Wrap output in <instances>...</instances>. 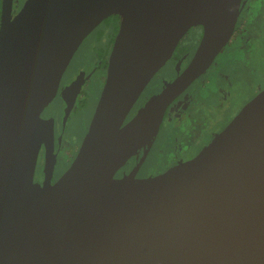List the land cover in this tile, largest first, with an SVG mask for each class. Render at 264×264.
Returning <instances> with one entry per match:
<instances>
[{
	"label": "water",
	"instance_id": "95a60500",
	"mask_svg": "<svg viewBox=\"0 0 264 264\" xmlns=\"http://www.w3.org/2000/svg\"><path fill=\"white\" fill-rule=\"evenodd\" d=\"M240 4L26 0L12 15L13 0H0V264H264V89L193 158L148 178L114 177L143 149L140 166L168 106L228 43ZM111 15L119 27L77 154L54 184L35 183L40 146L53 137L40 113ZM195 26L202 36L187 66L123 124Z\"/></svg>",
	"mask_w": 264,
	"mask_h": 264
},
{
	"label": "flooded vegetation",
	"instance_id": "af4514ba",
	"mask_svg": "<svg viewBox=\"0 0 264 264\" xmlns=\"http://www.w3.org/2000/svg\"><path fill=\"white\" fill-rule=\"evenodd\" d=\"M21 6L14 10L13 3L12 15H15ZM119 21L120 19L117 15L108 16L83 39L60 78L54 98L41 111L40 117L42 119L46 121L51 120L53 122V137L51 145L49 143H47V145L42 143L40 146L33 175V182L43 185L46 181H49V183L54 184L68 169L76 156L105 83L108 56L115 35L118 31ZM255 23L259 25L258 28L253 27ZM262 35H264V0H241L237 23L234 32L229 39V41L232 40L234 43V51L244 53V50H251L252 48H257V46H263L264 41ZM201 36L202 28L200 26L191 27L185 33L176 45L171 57L152 76L151 80L142 89L132 108L127 113L123 124L129 121L135 115L138 108L143 106L152 95L159 93L165 87L166 83L172 81L178 73L187 66L199 44ZM252 44H254V46H252ZM83 47H88V51L84 55L86 58L83 57L81 65H77L74 60L77 54L84 49ZM254 50L255 53L253 56L252 54H247L249 58L246 62H242V64L250 62L249 64L253 67H259L261 62L254 59L257 49ZM208 70L204 73V78L196 87L195 97L204 99L211 95L214 96L215 94L214 98L218 100V104H226L231 97L230 88L222 85L214 90H210L208 88ZM258 72L259 70L257 69L256 75H258ZM73 83H76L78 88H75L74 91L67 90ZM262 89H264V84L257 87L252 94L247 96L239 106L238 110L227 121H225V124L218 126L217 129L206 138H203V134L196 129L200 124L199 120L189 111L182 109L180 112L181 115L184 114L187 118V124L181 131L183 137L185 135H190V137H192L191 140L194 143H199L200 140L202 141L206 139L205 142L200 143L197 150L192 149L190 152V149L192 148L191 144H188L186 140L183 142V139H181L177 144L176 149L165 155L168 156L167 158H164L161 162L155 164L153 171H148L145 166L147 159L151 154L159 133H161V130H164L168 121L167 117L169 114L167 115V111L171 104L181 96L179 95L166 109L156 138L140 166L136 167V164L143 154V149H140L138 154L131 157L128 162L116 172L114 177L121 178L133 172L136 178H148L193 158L229 123L236 113ZM211 92L214 94H211ZM180 113L174 116V122H177V118L181 116L179 115ZM78 114L81 115L84 124H86H83V128H81L84 133L82 134L81 131L77 135L68 136L66 134V128L69 120ZM58 120L59 129L57 130ZM171 123L172 121H170V124ZM47 159L53 164L50 175L44 170V165L45 162H47Z\"/></svg>",
	"mask_w": 264,
	"mask_h": 264
},
{
	"label": "rangeland",
	"instance_id": "374dc122",
	"mask_svg": "<svg viewBox=\"0 0 264 264\" xmlns=\"http://www.w3.org/2000/svg\"><path fill=\"white\" fill-rule=\"evenodd\" d=\"M25 1L26 0H13L14 10L25 3ZM258 26L259 25L256 23L253 25L254 28H258ZM262 39L264 41V35H262ZM252 46H254V44H252ZM254 49H257L254 59L261 62L257 68L249 64L250 62L242 64V62L248 60L249 57L247 54H252L253 56L255 53ZM234 50V43L230 40L216 56L213 64L209 67L207 72L209 75L208 88L214 90L218 86H228L231 91L229 101L226 104H218V100L214 98L215 94L212 92L211 94H214V96L211 95L204 99L196 98V87L204 78V74L195 80L169 107L167 111V115L169 114L167 117L168 121L164 130H161V133H159L145 165L148 171H153L155 164L161 162L164 158H167L168 156L165 155L174 151L181 139H183V142L186 140L188 144H191L192 148L190 149V152L192 149L197 150L200 143L205 142L206 139L202 141L200 140L199 143H194L192 142V137H190V135H185L183 137L181 131L187 124V118L184 114L181 115L180 112L182 109L189 111L199 120L200 124L196 129L203 134V138H206L214 132L218 126L225 124V121H227L238 110L239 106L247 96L252 94L257 87L264 84V45L261 47L257 46V48H252L251 50H244V53ZM87 51L88 47L82 49V51L77 54L74 60L77 65H81V60L83 57L86 58L84 55ZM257 69L259 70L258 75H256ZM178 113H180L179 115L181 116L177 118V122H174V116ZM170 121H172L171 124ZM83 124L84 122L80 114L70 118L66 128V134L68 136L79 134L82 131L81 128H83ZM58 129L59 120L57 121V130ZM83 133L84 132L82 131V134Z\"/></svg>",
	"mask_w": 264,
	"mask_h": 264
}]
</instances>
